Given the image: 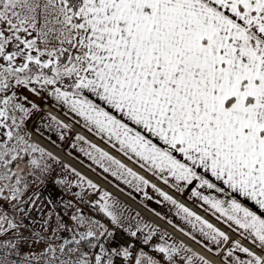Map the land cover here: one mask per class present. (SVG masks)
Listing matches in <instances>:
<instances>
[{"label": "snow or ice", "instance_id": "6c2138e0", "mask_svg": "<svg viewBox=\"0 0 264 264\" xmlns=\"http://www.w3.org/2000/svg\"><path fill=\"white\" fill-rule=\"evenodd\" d=\"M25 93L68 105L89 131L114 140L141 167L165 174V184L171 177L178 191L198 185L223 194L192 192L264 251V0H0V264H161L142 249L134 254L132 243L113 246L117 233L71 203L73 214H57L55 226L50 215L41 232L25 236L29 225L10 214L17 206L9 203L21 200L25 174L46 178L49 161L57 159L29 142L27 124L40 106ZM47 116L64 139L67 125ZM75 139L89 145L80 150L105 172L140 191L150 185L84 136ZM150 187L193 228L199 222L197 230L213 244L229 241ZM109 196L96 204L113 226L128 238L149 228L126 226ZM152 235L149 230L141 243ZM234 247L251 257L237 264H264V256L238 241ZM182 250L191 252L182 243L156 246L168 264ZM184 259L193 264L191 256Z\"/></svg>", "mask_w": 264, "mask_h": 264}, {"label": "crops", "instance_id": "0c3cea01", "mask_svg": "<svg viewBox=\"0 0 264 264\" xmlns=\"http://www.w3.org/2000/svg\"><path fill=\"white\" fill-rule=\"evenodd\" d=\"M30 98L33 100V102L40 106V110L35 112V114L30 118V122L27 124L26 131L31 133L29 142L38 144L40 147L44 148L48 152H51L55 157H57L56 160L49 161V163L52 165V171L46 178L39 179L41 183L51 180L55 184V188L56 186H58L60 191L62 190V192H64L68 196V199L75 200L81 198L83 196V193H85L86 191L94 190L87 187L85 181L81 180V177H84L86 178V180H91L95 185H97V189L94 190L99 192L96 201H100V203H103L104 201L101 200V197L105 192H107L110 194L108 198L109 203L118 202L116 204V211L121 214L122 222L126 226L132 225V230H135L134 226L136 224H139L141 226L148 225L149 228H145L142 232L143 236L147 235L149 230H151L155 234L159 231H162L163 229H161V226L150 219L146 214H143L136 206L178 231L182 236L190 240L192 243L196 244L210 256L219 259L222 264H237V258L242 261L251 259V257H249L247 253H244L238 248L234 247V242H236L234 240L229 239L227 243H220L217 245L213 244L211 240L204 237L197 230L199 227V222H196L197 228H193L191 224L186 222V220L183 218L184 214L180 211V209H178L171 202L164 200L158 192L150 187L151 184H155L162 191L167 192L169 195H171L175 200H177L178 203L183 204L191 211L195 212L203 220L211 223L214 227L220 229L225 233L226 229L231 230L234 234L242 236L248 244L261 251L258 244H254L252 242V237L248 233H246L243 229H240L238 225H235L233 222L228 221L225 216L213 209L211 205L206 204L199 197L194 196L192 192L198 190L201 191L204 195L215 196L219 199L225 198L223 194L217 193L212 189H199L198 185H182L183 190L178 191L173 186L174 180L171 177L168 178L169 183L165 184L162 178V176L165 174H161L158 171L154 172L152 170H149V167L147 165L141 167L143 161H139V158L132 153H129L126 156L122 151H120V146L118 144L116 145V147H113V144L116 143L114 140L110 141L107 136L102 137L101 135H98L94 128L89 131L90 126H85L86 122L84 121L83 117L73 112L68 107V105L56 101L52 96L48 94L41 96L30 95ZM43 104H48L58 114L56 115L50 111L43 110ZM47 114H51L52 116L57 117L64 124L66 123L63 118L72 120L78 128L83 130V133L74 131L72 128L67 126V129L63 130L64 139H60L59 133L55 131V126L53 125V127H49L52 122L48 119ZM32 134L36 135L39 139H41L44 143L50 145L52 148L60 151L62 155L57 154L49 147L45 146V144H43L42 142L32 138ZM77 135L84 136L88 142H90L91 144H96L99 148L108 152L111 156L115 157V159L125 164L128 168L133 169V171H135L138 175L144 176L145 179L150 182V185L142 186L143 191H140L137 190L136 186L126 184L122 179H118L116 176H113L111 172H105L99 164L89 159V157L85 154L86 151L90 150L89 145L82 141H77L75 139ZM72 144H76V147L73 148L71 146ZM81 147L85 149V152H82L80 150ZM73 169H75V171H72ZM77 173H79L80 175H77ZM57 180H63V185L56 183ZM98 180H101L109 187L117 191L119 194L112 192L106 187H102L99 184ZM165 187L168 188L169 191L165 190ZM145 193H147V195H145ZM177 196H180L182 199H178ZM148 197H151V199H149ZM125 199L131 201V203ZM240 199L246 204V206L252 208L253 210H256V206L252 201H244L243 198ZM133 204L136 206H134ZM189 204H192L196 209L191 208ZM96 209L100 211L97 204ZM200 212L205 213L206 216H203ZM83 213L90 218L94 216V213L88 210L87 212ZM137 213L139 215H137ZM214 221H217L219 225H215ZM205 230L207 231V229ZM193 237H195V239H193ZM181 243L185 246L186 249H191V252L182 250L180 255L174 258L172 264H187V260L184 258L188 256L192 257L193 264H203V262L199 259V257L201 256L209 261L210 264H217L193 247L189 246L186 242L173 236H166L161 234L156 246L160 244L178 246ZM240 245L242 247L249 248V246L245 244ZM229 250H231L233 253L231 257L227 255ZM158 261H161V264H168L166 260L160 259Z\"/></svg>", "mask_w": 264, "mask_h": 264}, {"label": "built area", "instance_id": "2783aa9c", "mask_svg": "<svg viewBox=\"0 0 264 264\" xmlns=\"http://www.w3.org/2000/svg\"><path fill=\"white\" fill-rule=\"evenodd\" d=\"M43 109L44 110L49 109L48 105H43ZM50 111H52V110H50ZM64 121L69 127L74 128V129L76 128V125L73 121L67 120V119H64ZM80 132H83V131H80ZM165 190H168V188H165ZM98 193H99L98 191H94V190L87 191L86 194L83 196L81 203L77 202L74 206H76L77 204H79V205L82 204L84 206V209H82L83 212H87L88 209L89 210L94 209L95 208V201H96V198L98 196ZM177 198L181 199L180 196H177ZM45 202H46L45 194H40L34 200L32 205L28 209L26 216H25V221H26V224L29 225L28 230L30 232H40L41 231L40 216H41L42 209L44 208ZM61 202L65 207H68L67 205L69 203L73 204L72 202H70L67 199L62 200ZM189 206L191 208H195L191 204H189ZM202 215L206 216L205 213H202ZM99 221L102 224H104L106 227H109L110 230L117 233L116 239H114L112 241L114 246H116L117 244H120V243H123L125 246H127L129 243H132L136 248V253H134V254H138L139 251L142 249L148 256H151L157 260L161 259V254L159 252H157L156 248H155V246L159 240V237L161 235V232H157L154 235H152V239L147 244H142L141 241L144 238L142 233H138V235L136 237L128 238L127 233L124 232L123 230L117 229L115 226H113L109 219H106V218H103L102 216H100ZM214 224L219 225V223L217 221H214ZM164 233L167 234L166 232H164ZM226 233L229 236L230 240H234L236 242L238 241L240 244L248 245L252 251L256 252L258 255L264 256V252H261L257 248H255L254 246L249 245L244 240V238L242 236L236 235L231 230H228V229H226Z\"/></svg>", "mask_w": 264, "mask_h": 264}, {"label": "rangeland", "instance_id": "374dc122", "mask_svg": "<svg viewBox=\"0 0 264 264\" xmlns=\"http://www.w3.org/2000/svg\"><path fill=\"white\" fill-rule=\"evenodd\" d=\"M25 94L27 95L29 93H25ZM42 95H46V93H44ZM24 180L26 181L28 187L26 188V190H24L21 200L11 201L9 203V207L11 204H16V206H17L14 213H10V214H14L16 216L18 222H22V223L26 224L25 216H26L28 209L30 208V206L32 205L34 200L40 194H45L46 202H45L44 208L42 209L41 216H40L41 231H42V227L44 225V221L50 215L52 217L53 226H55V224L58 221L57 214H59L60 216H65V218H67L68 216L73 214V212L75 211V207H65L61 202L62 200L67 199L73 203L72 205H75L77 202L81 203L83 196L87 192L86 191L85 193H83V196L81 198L71 200V199H68V196L64 192H62V190L60 191L58 186H56V188H55V184L51 180L46 181V182L44 181V183H41L40 180L37 179L36 176H28L26 174L24 175ZM76 207H79L81 210L84 208V206L82 204H80V205L77 204ZM19 209H24V211H19ZM88 211L94 213V216H92V218H94L96 220H99V217L102 216L100 213H98V212L96 213L95 208L92 210L88 209ZM24 233H25V236H27L30 233L28 228L24 230ZM161 234L167 236V234H165L164 231H161ZM24 251H27V246L24 247Z\"/></svg>", "mask_w": 264, "mask_h": 264}, {"label": "bare ground", "instance_id": "6f19581e", "mask_svg": "<svg viewBox=\"0 0 264 264\" xmlns=\"http://www.w3.org/2000/svg\"><path fill=\"white\" fill-rule=\"evenodd\" d=\"M49 109H47V111L52 110V108L48 105ZM34 139L37 141L42 142L43 144H45V146L49 147L51 150H53L54 152H56L57 154L62 155V153L60 151H57L56 149L52 148L50 145H48L47 143H44L41 139H39L36 135H33ZM99 184L102 187H106L107 189L111 190L112 192L119 194L117 191H115L113 188L109 187L107 184H105L104 182H102L101 180H98ZM120 196V195H119ZM128 202L131 203V201H129L128 199H125ZM134 205V204H133ZM136 206V205H134ZM143 214H146L150 219H152L153 221H155L159 226H161V229H163L164 232H166L169 236H173L177 239H181L182 241L186 242L189 246L193 247L194 249H196L197 251H199L200 253H202L204 256L208 257L210 260H212L213 262L217 263V264H222L219 259L214 258L212 256H210L208 253H206L205 251H203L200 247H198L196 244L192 243L190 240L186 239L184 236H182L178 231H176L175 229H173L172 227H170L169 225H167L166 223L158 220L157 218H155L154 216L150 215L149 213H147L146 211H144L143 209L139 208L138 206H136Z\"/></svg>", "mask_w": 264, "mask_h": 264}, {"label": "trees", "instance_id": "16d2710c", "mask_svg": "<svg viewBox=\"0 0 264 264\" xmlns=\"http://www.w3.org/2000/svg\"><path fill=\"white\" fill-rule=\"evenodd\" d=\"M95 209H96V204H95ZM100 213L101 215H102V217L103 218H106V219H109L105 214H103V213H101L100 211H98L97 209H96V213ZM110 220V219H109Z\"/></svg>", "mask_w": 264, "mask_h": 264}, {"label": "water", "instance_id": "95a60500", "mask_svg": "<svg viewBox=\"0 0 264 264\" xmlns=\"http://www.w3.org/2000/svg\"><path fill=\"white\" fill-rule=\"evenodd\" d=\"M156 181V180H155ZM166 188V187H165ZM167 191H169V189L167 190ZM196 209V208H195Z\"/></svg>", "mask_w": 264, "mask_h": 264}]
</instances>
